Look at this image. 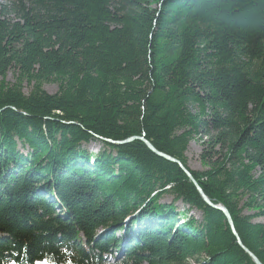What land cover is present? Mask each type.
<instances>
[{
  "label": "trees",
  "instance_id": "trees-1",
  "mask_svg": "<svg viewBox=\"0 0 264 264\" xmlns=\"http://www.w3.org/2000/svg\"><path fill=\"white\" fill-rule=\"evenodd\" d=\"M10 70L0 264H255L177 163L108 141L131 136L179 159L264 264V0H0Z\"/></svg>",
  "mask_w": 264,
  "mask_h": 264
},
{
  "label": "rangeland",
  "instance_id": "rangeland-1",
  "mask_svg": "<svg viewBox=\"0 0 264 264\" xmlns=\"http://www.w3.org/2000/svg\"><path fill=\"white\" fill-rule=\"evenodd\" d=\"M16 78H17L16 71L10 70L5 76H0V83L3 81L5 83L12 84L15 82ZM22 87H23L24 93L26 94H28L33 89L32 84H28L26 80L22 83ZM44 89L51 94L56 93L58 91V84L57 83H46L44 85ZM99 147L100 145L97 142H91L87 145V148L92 152H97L99 150ZM203 148H204L203 140L200 138H196L190 143L189 148L186 152V158H187L188 165L194 170H204L205 169V165L202 163V160H201V152ZM172 201H173L172 195H165L162 199V202L170 203ZM176 205L178 206L179 210H183L185 207L187 208V206L186 205L184 206L181 200L177 201ZM188 213L191 217H196L200 221L201 216H202L201 211L196 210V209H190ZM250 213H253V212H249V214ZM259 220L264 221V218H260Z\"/></svg>",
  "mask_w": 264,
  "mask_h": 264
},
{
  "label": "water",
  "instance_id": "water-1",
  "mask_svg": "<svg viewBox=\"0 0 264 264\" xmlns=\"http://www.w3.org/2000/svg\"><path fill=\"white\" fill-rule=\"evenodd\" d=\"M134 140H142L146 146L152 151L154 152L156 155L158 156H161L167 160H170L172 162H175L177 163L183 170L184 172L187 174V176L190 178V180L194 183V185L196 186L198 192L200 193V195L202 196L203 200L211 207L215 208V209H218V210H221L225 216L227 217V220H228V223L231 227V229L233 230V233L235 234L237 240H238V243L239 245L244 249V251L252 258L253 262L255 264H263V262L258 258V256L252 252L249 248H247L237 230H236V227H235V224H234V221H233V218L231 216V213L229 212V210L222 204H217V203H214L210 198L209 196L204 192L203 188L200 186V184L196 181V179L194 178V176L192 175V173L190 172V170H188L184 164L177 158L175 157H172L171 155L169 154H166L160 150H158L148 139H146L144 136H131V137H128L124 140H121V141H113V140H109V142H112V143H116V144H124V143H128V142H131V141H134Z\"/></svg>",
  "mask_w": 264,
  "mask_h": 264
},
{
  "label": "bare ground",
  "instance_id": "bare-ground-1",
  "mask_svg": "<svg viewBox=\"0 0 264 264\" xmlns=\"http://www.w3.org/2000/svg\"><path fill=\"white\" fill-rule=\"evenodd\" d=\"M235 212V211H234ZM234 218V217H233ZM264 232V231H263Z\"/></svg>",
  "mask_w": 264,
  "mask_h": 264
}]
</instances>
